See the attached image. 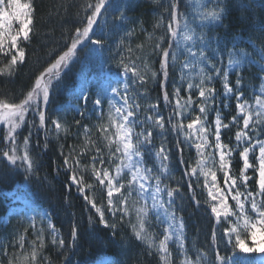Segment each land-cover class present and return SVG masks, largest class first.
I'll use <instances>...</instances> for the list:
<instances>
[{
  "label": "snow or ice",
  "instance_id": "obj_1",
  "mask_svg": "<svg viewBox=\"0 0 264 264\" xmlns=\"http://www.w3.org/2000/svg\"><path fill=\"white\" fill-rule=\"evenodd\" d=\"M106 5L110 6V0H86L83 19L75 27L66 50L39 73L30 90L19 102L0 99V142L4 144L0 149V157L12 166L24 168L26 177L33 174L37 167L29 152L32 129H43L47 134V125L50 124L56 134L67 132L58 116L52 118L48 115L50 97L54 92L53 85L61 79L63 69L77 57L78 48L94 46L88 47L89 54H98L103 48L105 39L98 20L102 17V10L106 11ZM197 6L204 9L199 12L201 24L222 19L223 9L219 4L209 9L203 0H198ZM165 7L168 12L165 25L167 43L161 37L154 49L160 57L159 73L152 71L146 63L137 65L134 61H120L124 74L123 91L120 87L111 89L107 122L99 124L95 129L105 142L108 166H105L104 149L95 148V154L91 157V174L106 191L107 210L113 217L119 213L121 220L128 219L136 240L145 243L149 249H155L161 264H229V259L221 255V244L224 245V250L232 245L246 253L264 252V48H253L251 53L236 48L232 51L224 50L227 54L226 67L229 70L258 66V78L262 81L258 89L260 94L254 95L250 101L241 88L242 77L237 76L234 89L229 83V72L223 70V59L216 63L211 62L206 38L193 26L197 17L182 10V0H169ZM34 12L32 0H0V57L7 61L0 67V75L11 76L15 73L16 66L24 63V45L31 40ZM119 18L125 19L123 12ZM156 27H161V24L157 23ZM94 28H99L101 35L98 36ZM170 69L179 74L178 79L173 82L171 98L167 90ZM160 74L162 100L168 106L167 117L159 111V101L147 103V111L142 113L140 99L146 98L147 93L135 90L137 87L143 88L150 79ZM217 78L222 80L225 100L236 101L238 111L229 123L223 122L216 104L214 85ZM86 91L82 87L76 96L85 105L89 101ZM115 98H119L118 101ZM103 103V95L92 100L94 107L101 110V120L104 119ZM196 110L199 114L192 115ZM210 111L215 112L214 126L207 124ZM80 115L83 116L84 112ZM185 117L188 118L187 123ZM76 123L79 124V121ZM230 127L238 129L234 144L231 138L227 143L222 140V128ZM169 130L177 136L176 147L180 152H183L181 144H184L194 148L199 157L195 166L184 169V176L188 178L187 187L193 193L192 198L195 200L193 184L199 186L202 177L203 190L207 193L205 204L216 224L223 225L219 239L216 228L211 231L212 258L200 247L196 248L194 256L185 247L183 218L177 215L176 203L178 197L182 199L180 185L171 187L165 182L171 176L166 163L170 150L161 143L154 153L152 151L153 132L156 131L163 141L167 139L165 133ZM90 132L91 129L84 128L85 150L90 143ZM180 136L183 137L182 140L179 139ZM74 151L75 149L70 150L67 155L61 151L64 156L63 165L69 171L71 186L95 210L99 222L105 228H115L114 224L110 225L105 219L102 207L97 205L92 196L86 194L93 185L86 183L83 173L87 170V165L82 166L78 158L83 152L74 156ZM146 154L159 161L158 167L148 166ZM234 155H238L242 161L238 175L232 171ZM114 161L116 163L113 165ZM218 173L222 175L218 176ZM249 181H252L251 185ZM230 200L234 204H230ZM195 202L197 205L200 203L198 200ZM150 213H155L154 219L162 228L163 238L158 241L149 231L152 226ZM31 227L35 229V223ZM48 227L52 229V243L63 247L64 240L56 239L55 226L49 224ZM43 232V228L38 229L33 240L30 256L33 262L37 258V242L40 248L44 247ZM71 236L75 241V228ZM174 239L177 249L175 260L169 248V242ZM248 239L252 246H248ZM24 241L25 237L20 236L18 244L21 248ZM28 259L29 257H25L24 261Z\"/></svg>",
  "mask_w": 264,
  "mask_h": 264
},
{
  "label": "trees",
  "instance_id": "obj_2",
  "mask_svg": "<svg viewBox=\"0 0 264 264\" xmlns=\"http://www.w3.org/2000/svg\"><path fill=\"white\" fill-rule=\"evenodd\" d=\"M85 2L86 0H32L35 8L33 32L30 42L24 45L25 61L16 66L13 75H0V99L19 102L30 90L39 73L66 50L75 27L79 26L83 19ZM168 3L169 0H159V3L157 0H129L122 5L117 4L116 0H110V6L106 5V11L102 10V17L98 20V26H101V21L108 18L107 25H104L107 29L102 32L105 44L100 51L103 69L113 75L122 74L120 61L123 59L125 63L132 61L137 65L146 63L152 71L159 73L160 57L154 49L161 37H164V41L167 39L165 25L168 12L165 6ZM203 3L207 4L209 9L216 4L223 9L220 21H207L201 24L200 20L196 19L193 25L198 33L202 32L205 36L212 63L222 58L225 65L223 70H226L227 54L224 50L232 51L236 48L251 53L253 48H264V0H203ZM185 5L186 8L183 7ZM197 5L198 0H182V10L199 17V12L204 9H199ZM121 12L124 13L125 20L117 23ZM109 21H113L115 25L110 26ZM157 23H160L161 27L157 28ZM95 29L97 35H101L98 32L99 28ZM141 45L143 47H139ZM88 47L81 46L77 49V57L63 69L61 79L54 82V92L50 97L48 115L52 118L58 116L67 132L56 134L50 124L47 125L49 129L47 134L43 129L39 131L36 128L32 129L29 152L37 167L34 173L27 177L24 168L12 166L0 157V244L3 245L5 252L3 262L0 264L15 262L20 264V257L24 259V254L29 259L23 264H97L106 258L110 259L107 264H161L157 255L136 240L128 219L121 220L119 213L113 217L107 210L106 191L98 185L91 174V157L95 154V148H101L100 134L98 133L97 143L95 131L101 122V116L92 104L94 95L89 96V101L84 107L79 102L78 107L83 108L84 116H79L77 111L67 106L72 100L71 88L77 84L78 77L85 71L87 63L94 58V54H89ZM5 63L6 59L0 57V67ZM238 75L244 82L242 90L246 97L250 98V86L257 88L261 82L258 78V66L241 67L229 74V82L234 88ZM177 79V72L170 69L167 82L170 98L173 82ZM161 80L162 74L157 75L154 83L149 81L147 89L143 87L148 95L142 100L153 99V103L159 101V111L167 117L168 106L162 100ZM214 86L223 120L229 123L231 117L237 113L236 101L225 100L220 78H217ZM181 94H184L183 90ZM193 98L196 99L195 93ZM214 120L215 112L210 111L207 124L212 125ZM187 122L188 118L185 117V123ZM85 127L91 129L88 136L90 143L86 150ZM237 130L235 127L223 130L222 140L227 143L231 138L234 144ZM165 135L167 139L162 141L156 131L153 132L152 151L154 153L161 143L170 150L167 164L171 176L165 182L171 187L180 185L182 199L178 197L176 203L177 215L183 218L185 247L190 249L192 255L196 248L200 247L212 258L211 231L215 227L219 239L223 225L216 224L214 216L210 214V209L205 204L207 193L203 190V178L201 177L199 186L193 184L194 200L193 193L187 187L188 178L184 176V169L195 166L199 157L194 148L186 147L184 144H181L183 152H180L176 147L177 136L170 130ZM179 139L182 140L183 137L180 136ZM3 147L4 144L0 142V149ZM72 149H75L74 156L83 152L78 158L81 165H87L89 170L83 174L86 183L92 184L93 188L86 194L92 196L97 205L102 207L105 219L110 225L114 224L115 228H105L99 222L95 210L76 188L71 186L69 171L63 165L64 156L61 155V151L67 155ZM146 161L150 167L159 165V161L149 154H146ZM241 167L242 161L235 155L232 159L233 173L238 175ZM249 184L251 185L252 181ZM20 192L23 201L28 203V208L16 216L12 214V209L19 204L14 199ZM196 200L200 201L199 205ZM26 213L29 215L25 216ZM33 223L36 225L35 229L31 227ZM49 224L54 225L57 230L56 239L64 240L63 247L52 243L53 234L52 229L48 227ZM41 228L44 229V247L40 248L37 242L35 248L37 258L33 262L30 259L33 240ZM73 228L77 232L75 241L71 236ZM22 235L25 237L23 248L18 244ZM220 249L221 255H229L228 247L224 250V245H220Z\"/></svg>",
  "mask_w": 264,
  "mask_h": 264
},
{
  "label": "rangeland",
  "instance_id": "obj_3",
  "mask_svg": "<svg viewBox=\"0 0 264 264\" xmlns=\"http://www.w3.org/2000/svg\"><path fill=\"white\" fill-rule=\"evenodd\" d=\"M127 1H129V0H116V3L117 4L121 3L122 5H125V3ZM22 2H24V1H22ZM107 20H108V18H105L104 20L101 21V26H102L103 31H105L107 29V27L104 26V25H107ZM113 20L115 21V19H113ZM123 20H125V19H123ZM123 20L120 19L117 23H120ZM197 20H199V17H197ZM109 22L111 23L110 26H114L115 25L113 21H109ZM94 30H96V29L94 28ZM98 32L101 33L100 29L98 30ZM85 43H87V41ZM164 43L165 44L167 43V39L164 41ZM90 47H94V46L90 45ZM101 56H102L101 52H99L98 54H94L93 60H90L87 63V65L85 66V71L82 73L83 75H80L81 78H80L79 84L76 86V90H75V93L77 95H79L80 89L82 87L83 88L86 87L85 89L87 91H86L85 94H87L88 96L94 95L95 98H98L99 96L103 95L104 103H103L102 112H103L104 119L101 120L100 123H98L97 127L99 126V124L107 122L108 99L112 97L111 89L115 88V87H120L121 91H123V82H124V74L123 73L119 74V75H113L112 81H109V78H111V76L107 73V71L105 69H102L103 68V63L101 61ZM97 64H100V65L97 66ZM235 70L236 69H231V70L226 69V71H228L229 74L233 73ZM178 75L179 74L177 72V78H178ZM156 77L150 79L149 81H152V83H154L155 80H156ZM98 78L99 79L104 78V80H100L99 81ZM92 79H94L95 81L92 82ZM229 81H230V78H229ZM91 83H92V85L94 87V89H93L94 91H92V89L90 88V84ZM261 83H262V81L260 82V84ZM230 85H231V83H230ZM243 85H244V82L242 83L241 88L243 87ZM145 88L147 89V84L145 85ZM145 88L140 89L139 87H137L135 90L137 92L144 91V92L147 93ZM258 89H259V87L255 88L254 86H250V90H251V94H250V98H249L250 101H251V98L254 95H259L260 94ZM147 95H148V93H147ZM245 97H246V95H245ZM115 99L118 101L119 98H115ZM142 99H144V98L140 99V103L143 105V108H142V113H143V112L147 111V103H153V99H147V100H142ZM216 104H217V106H219L217 100H216ZM225 108H227V107H225ZM74 109L75 110L77 109L76 110L77 113L79 114V116H81L80 113L82 112V110L77 108V106H74ZM98 112L101 114V110H98ZM212 112H214V111H212ZM195 113L199 114L198 110H196ZM220 114H221V111H220ZM221 119L222 120L224 119V116L222 114H221ZM223 122H224V120H223ZM211 126H214V123ZM223 130H225V129L222 128L221 135L223 133ZM137 131H139V130H137ZM262 136H264V133H262ZM99 140H100L101 148L104 149V153H105V160H106V165L105 166H108L107 165V148L104 147L105 142H104V140H103V138L101 136H99ZM97 143H98V132H97ZM114 147L115 146L113 145V148ZM252 158H253L252 154H250V160H252ZM115 163L116 162L114 161L113 165ZM166 163H168V161ZM86 171H89V170H86ZM86 171H84V172H86ZM249 173L251 174V170H249ZM220 175H222V174L218 173V176H220ZM21 192L14 199V201L19 203V204L15 205V207H13V209H12V214L16 215V216H19L23 211H25L28 208V203H25L23 201V199L21 198L22 197ZM114 199H115V197H114ZM229 203L230 204H234V202L231 201V200L229 201ZM27 215H29V213H26L25 216H27ZM154 216H155V213H150V218H152V226L149 228V231H151L153 233V236L158 241L159 239L163 238V233H162V228L159 227V223L157 221H155ZM132 222L133 223L135 222L134 214H133ZM139 242L142 245H144L153 254H156V255L159 256V254L156 253L155 249H149L148 246L145 243H143L141 241H139ZM247 243H248V246H252L250 239L247 240ZM221 245H223V244H221ZM227 247L230 249V252H229V255H224V256L229 259V264H264V252H260V253H246V252H242L239 248H234L232 245H228ZM169 248L173 252V258L175 260L176 252H177L175 239L173 241L169 242ZM3 255H5L4 247H3L2 244H0V257H1L0 258V263L3 262V259H4ZM25 257H26V255L24 254V258ZM209 258H211V257L209 256ZM20 259H21V263L20 264H23L25 262L24 259H22L21 257H20ZM109 261H110V259L106 258V259H103L102 261H100L98 264H107ZM12 263H14V261ZM14 264H16V262Z\"/></svg>",
  "mask_w": 264,
  "mask_h": 264
}]
</instances>
